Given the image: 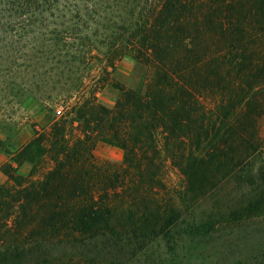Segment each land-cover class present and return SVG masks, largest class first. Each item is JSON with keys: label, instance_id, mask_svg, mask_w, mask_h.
<instances>
[{"label": "trees", "instance_id": "obj_1", "mask_svg": "<svg viewBox=\"0 0 264 264\" xmlns=\"http://www.w3.org/2000/svg\"><path fill=\"white\" fill-rule=\"evenodd\" d=\"M125 55L149 68L139 89L116 83L113 107L84 93L95 61ZM0 97L77 99L2 167L0 264H148L160 244L169 264H209L218 219L196 210L223 186L225 231L264 225V0H0ZM98 141L122 162L97 159Z\"/></svg>", "mask_w": 264, "mask_h": 264}, {"label": "rangeland", "instance_id": "obj_2", "mask_svg": "<svg viewBox=\"0 0 264 264\" xmlns=\"http://www.w3.org/2000/svg\"><path fill=\"white\" fill-rule=\"evenodd\" d=\"M111 70L108 75L105 70ZM149 68L143 62L136 60L131 55H125L116 60L113 67L105 62L95 61L91 73L85 79L84 93L89 94L96 91L98 100L108 107H113L120 90L115 84H121L126 88L139 89L148 77ZM84 94V95H85ZM77 99L56 103H43L31 97L21 98L20 102H8V98L0 97V127L4 133H0V183H9L7 175L2 171L5 163H14L12 152L20 148L34 136L35 131H49L52 122L62 115ZM13 129H10L11 127ZM17 128V130H16ZM73 136L80 133L79 127H73ZM12 133L6 139L5 132ZM263 137L262 151L264 156V116L261 118L260 126ZM94 155L99 160H107L112 163H120L123 160L122 148L103 141H98L94 147ZM30 165L23 163L18 167L22 173H27ZM164 182L171 189H179L183 183V175L176 165L168 159L163 171ZM222 187L214 197L203 200L196 210V217L206 219L209 213L218 219L216 230L211 235L202 238L200 250L209 264H264V225L252 223H231L230 228L224 230L222 221L228 210L235 207V198L227 197L231 189ZM235 195L236 193L233 192ZM218 198L223 203H217ZM219 200V201H220ZM228 208H227V207ZM199 240V238H198ZM185 242V241H183ZM187 245L177 248V255H172L181 260ZM165 246H154L149 252L140 257V262L148 264H169L170 255ZM188 256L184 255L185 260Z\"/></svg>", "mask_w": 264, "mask_h": 264}]
</instances>
